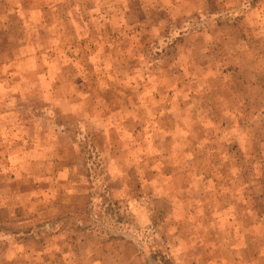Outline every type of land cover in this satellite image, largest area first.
Here are the masks:
<instances>
[{
    "label": "rangeland",
    "instance_id": "374dc122",
    "mask_svg": "<svg viewBox=\"0 0 264 264\" xmlns=\"http://www.w3.org/2000/svg\"><path fill=\"white\" fill-rule=\"evenodd\" d=\"M0 264H264V0H0Z\"/></svg>",
    "mask_w": 264,
    "mask_h": 264
}]
</instances>
